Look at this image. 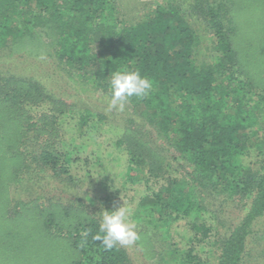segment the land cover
<instances>
[{
  "label": "trees",
  "instance_id": "obj_1",
  "mask_svg": "<svg viewBox=\"0 0 264 264\" xmlns=\"http://www.w3.org/2000/svg\"><path fill=\"white\" fill-rule=\"evenodd\" d=\"M183 1L199 16L201 30L215 39L211 63H197L200 35L180 5L171 1L144 11L132 23L117 18L114 0H0V51L26 53L32 44L36 55L75 64L92 91L109 95L117 71L138 70L149 77L154 82L151 93L132 97L126 105L142 118L140 122L125 118L128 125H135L139 140L131 138L128 132L133 128L126 125V133L117 141L123 143L129 163L147 165L146 180L164 179L157 191L136 205L133 218L140 225L141 242L153 235L163 239L180 252L175 264H209L194 252L192 241L212 244L215 264H245L252 240L264 241V128L260 126L264 78L247 72L233 46L230 0ZM45 96L44 88L32 78H0V144L9 150L18 170L25 159L20 143L38 139V144L30 143L37 146L34 159L59 176L78 159L72 155L79 146L68 144L63 151L56 147L63 138V122L57 115L64 112L57 98L46 100L54 114L33 119V107ZM91 116L87 110L81 114L78 127ZM8 119L12 127H7ZM148 125L166 146L164 154L160 146L150 145L153 138L151 142L142 131L150 133ZM226 204L242 207L243 213L224 223L218 217ZM45 209L42 232L64 238L76 264H130L122 246L105 250L93 239L99 232L97 218L69 215L68 207L60 203ZM182 220L191 231L186 244L184 233L170 232ZM219 226L225 230L219 231Z\"/></svg>",
  "mask_w": 264,
  "mask_h": 264
},
{
  "label": "rangeland",
  "instance_id": "obj_2",
  "mask_svg": "<svg viewBox=\"0 0 264 264\" xmlns=\"http://www.w3.org/2000/svg\"><path fill=\"white\" fill-rule=\"evenodd\" d=\"M114 1L117 18L132 23L140 20L144 11L150 8L169 1L176 2L186 20L200 35L197 63L212 62V56L216 53L213 49L215 39L209 32L201 30L203 25L198 21L199 16L186 1ZM229 6V15H232L235 24L232 31L233 46L239 59L246 63V70L252 77L264 78V0H230ZM27 51L12 55L6 49L0 51V78L20 75L41 84L46 96L33 107L31 112L34 120H38L41 114H54L51 106L46 103L48 96L63 103L64 112L62 116L57 115V119L63 122V138L56 141V147L63 151L69 148L68 144L78 145L77 152L72 155L78 159L70 164L68 173L56 176L52 169L43 167L34 159L37 146L30 143L38 144L39 140L32 139L25 145L20 143V151L24 153L25 159L17 170L10 160L9 150L0 144V264H76V255L64 238L42 232L41 222L46 217V206L60 203L68 207L69 215L83 217L90 214L100 223L105 210H114L121 205L131 207L134 215L138 201L152 191H157L164 179L146 180L147 165L129 163L123 143H117L126 133L123 132L128 125L125 118L131 116L138 122L142 119L138 110L128 106L124 112L109 110L110 95L101 90L92 91L90 82L83 81L75 64L62 63L46 54L36 55L32 44H29ZM86 110L92 116L85 126L79 128L78 118ZM262 121L260 126L264 128V119ZM12 122L8 119L7 127H12ZM128 126L133 128L132 133L128 132L131 138L139 140L140 133L134 131L135 125ZM146 127L151 132L142 131L150 135L151 142L153 138L154 142L150 145L160 146L159 151L164 154L166 146L160 144L162 140L149 125ZM29 134L34 135L32 131ZM130 143H133L132 139ZM31 205L35 206L31 213L18 214ZM12 207L16 212L11 210ZM223 210L218 219L224 223L235 220L243 213L242 207L236 204H226V208L223 205ZM131 219L137 224L139 233L137 219L133 216ZM184 222H175L170 232L172 236L175 232L184 233L186 237L183 244H186L191 231L185 228ZM218 230L224 231L225 227L219 226ZM201 244L192 241L194 252H198L209 264H215L217 253L213 245L209 246L206 242ZM123 248L129 256L130 264H175L180 257L178 250L163 239H156L155 235ZM244 263L264 264V241L252 240Z\"/></svg>",
  "mask_w": 264,
  "mask_h": 264
},
{
  "label": "clouds",
  "instance_id": "obj_3",
  "mask_svg": "<svg viewBox=\"0 0 264 264\" xmlns=\"http://www.w3.org/2000/svg\"><path fill=\"white\" fill-rule=\"evenodd\" d=\"M154 86V82L138 70L117 71L110 80V97L108 109L119 112L126 110L130 98L147 97ZM133 209L128 206H117L114 210H105L99 224V232L93 236L100 241L105 250H111L119 245L129 247L140 240L137 224L133 222ZM87 236V233L84 234Z\"/></svg>",
  "mask_w": 264,
  "mask_h": 264
}]
</instances>
